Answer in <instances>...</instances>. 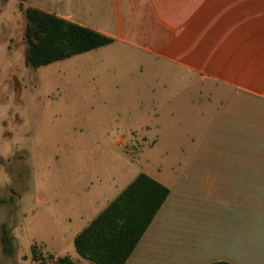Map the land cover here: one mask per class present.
<instances>
[{
  "label": "rangeland",
  "instance_id": "rangeland-1",
  "mask_svg": "<svg viewBox=\"0 0 264 264\" xmlns=\"http://www.w3.org/2000/svg\"><path fill=\"white\" fill-rule=\"evenodd\" d=\"M230 3L0 0V264H38L34 245L45 264L57 247L75 264H94L68 244L71 235L138 174L175 178L210 128L216 102L207 111L194 86L164 103L199 75L185 66L203 69L231 54L241 18ZM32 5L71 14L113 42L33 69L25 62ZM86 188L97 201L91 209L80 203ZM3 223L12 252L1 241Z\"/></svg>",
  "mask_w": 264,
  "mask_h": 264
},
{
  "label": "crops",
  "instance_id": "crops-1",
  "mask_svg": "<svg viewBox=\"0 0 264 264\" xmlns=\"http://www.w3.org/2000/svg\"><path fill=\"white\" fill-rule=\"evenodd\" d=\"M213 1L223 9L233 2L230 9H236L241 18L235 40L229 44L232 52L217 60L206 57L203 69L185 66L199 75L189 76L186 87L164 103L176 102L186 90L198 86L192 91L205 102L207 111L216 102L213 121L173 180L145 173L167 186L170 194L125 264H264V0ZM31 7L90 28L71 14ZM214 32L217 37L219 31ZM188 102L198 108L194 100ZM178 110H174L177 115ZM161 122L159 115V128ZM141 138L146 144L157 142ZM89 190L81 192L85 194L80 198L82 209L97 203ZM115 198L108 199L93 219L71 235L68 244ZM62 250L57 247L48 255L64 257Z\"/></svg>",
  "mask_w": 264,
  "mask_h": 264
},
{
  "label": "trees",
  "instance_id": "trees-1",
  "mask_svg": "<svg viewBox=\"0 0 264 264\" xmlns=\"http://www.w3.org/2000/svg\"><path fill=\"white\" fill-rule=\"evenodd\" d=\"M28 21L25 62L33 69L109 45L113 39L35 7ZM170 189L145 173L139 174L74 240L78 255L94 264H125L165 203ZM1 241L14 250L13 235L2 224ZM33 261L45 264L33 246ZM52 257V256H51ZM53 264H75L69 256ZM212 264H229L216 262Z\"/></svg>",
  "mask_w": 264,
  "mask_h": 264
}]
</instances>
